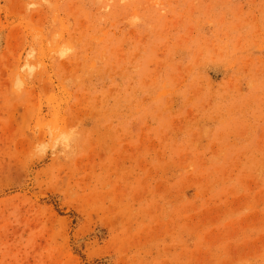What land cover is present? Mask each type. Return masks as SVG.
I'll list each match as a JSON object with an SVG mask.
<instances>
[{"label": "rangeland", "instance_id": "obj_1", "mask_svg": "<svg viewBox=\"0 0 264 264\" xmlns=\"http://www.w3.org/2000/svg\"><path fill=\"white\" fill-rule=\"evenodd\" d=\"M0 264H264V0H0Z\"/></svg>", "mask_w": 264, "mask_h": 264}]
</instances>
